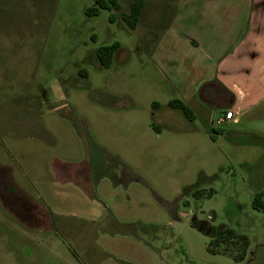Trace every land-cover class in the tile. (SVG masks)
I'll list each match as a JSON object with an SVG mask.
<instances>
[{
	"label": "rangeland",
	"instance_id": "374dc122",
	"mask_svg": "<svg viewBox=\"0 0 264 264\" xmlns=\"http://www.w3.org/2000/svg\"><path fill=\"white\" fill-rule=\"evenodd\" d=\"M131 2L88 17L95 0H0V189L22 190L0 202V264H87L85 244L105 264H264V212L252 205L264 191V111L222 123L214 140L201 119L169 108L179 95L154 54L176 0H148L134 31L122 20ZM114 43L103 69L94 52ZM54 159L74 184L54 179ZM201 175L212 196L191 193ZM39 209L55 228L41 246L8 233ZM222 224L249 239L243 263L210 252Z\"/></svg>",
	"mask_w": 264,
	"mask_h": 264
},
{
	"label": "crops",
	"instance_id": "0c3cea01",
	"mask_svg": "<svg viewBox=\"0 0 264 264\" xmlns=\"http://www.w3.org/2000/svg\"><path fill=\"white\" fill-rule=\"evenodd\" d=\"M175 10L177 16L170 31L164 32L161 42L156 44L154 57L177 90L178 99L194 112V124L201 119L206 131L213 130L227 112H233L226 125L237 126L245 115L264 111V0H176ZM193 130L199 129L195 126ZM51 161L54 179L64 185L74 184L67 166L55 159ZM12 190L22 191L19 186L2 185L3 205L7 203L4 197ZM43 220L45 227L41 228ZM53 220L48 212L39 209L38 221L28 224L27 220L26 229L8 233L19 236L20 242L32 235L26 241L41 246L42 240L37 237L55 230ZM66 233L76 234L70 228ZM7 235L0 231L1 244ZM80 252L87 264L106 262L98 245H80ZM7 256L14 261L9 253ZM70 258H74L72 254Z\"/></svg>",
	"mask_w": 264,
	"mask_h": 264
},
{
	"label": "trees",
	"instance_id": "16d2710c",
	"mask_svg": "<svg viewBox=\"0 0 264 264\" xmlns=\"http://www.w3.org/2000/svg\"><path fill=\"white\" fill-rule=\"evenodd\" d=\"M146 5L147 0H132L128 12L122 13V20L125 22L129 30L134 31L137 29L141 22ZM121 9L122 5L120 0H95V6L87 8L85 10V15L88 17H97L99 16L101 10L120 11ZM113 19L114 17L112 16L111 21H113ZM120 49V43L98 47L94 54L99 66L103 69L111 68L116 54L120 51ZM168 106L175 111H180L190 122L196 121L194 112L184 101L174 99L169 102ZM158 107H160V104L158 102H154L153 109ZM153 127L158 130L155 124ZM224 129V126L216 125L213 128L214 134L211 136L212 139L217 140L218 135L224 134ZM255 138L260 141H264V138L262 139L257 136H255ZM211 180L212 179L209 177L201 175L197 183L190 189L191 193H193L196 198L212 196L211 192L209 194H205V190H201V186ZM252 205L255 210L264 212V191L258 193L254 197ZM210 238L211 243L209 245V250L213 254L229 255L237 263H243L247 259L250 243L249 239L245 235H242L234 229L222 224L216 228Z\"/></svg>",
	"mask_w": 264,
	"mask_h": 264
},
{
	"label": "built area",
	"instance_id": "2783aa9c",
	"mask_svg": "<svg viewBox=\"0 0 264 264\" xmlns=\"http://www.w3.org/2000/svg\"><path fill=\"white\" fill-rule=\"evenodd\" d=\"M232 117H233V112H227L225 114V118H223L222 120H220L218 122V124L221 125L222 123H226L228 121H231Z\"/></svg>",
	"mask_w": 264,
	"mask_h": 264
}]
</instances>
